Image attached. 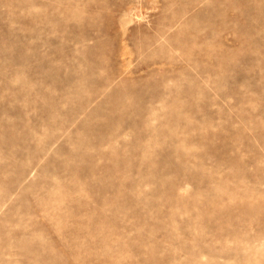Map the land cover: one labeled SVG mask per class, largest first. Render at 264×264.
Listing matches in <instances>:
<instances>
[{"label":"rangeland","instance_id":"1","mask_svg":"<svg viewBox=\"0 0 264 264\" xmlns=\"http://www.w3.org/2000/svg\"><path fill=\"white\" fill-rule=\"evenodd\" d=\"M186 262L264 264V0H0V264Z\"/></svg>","mask_w":264,"mask_h":264},{"label":"bare ground","instance_id":"2","mask_svg":"<svg viewBox=\"0 0 264 264\" xmlns=\"http://www.w3.org/2000/svg\"><path fill=\"white\" fill-rule=\"evenodd\" d=\"M213 250V249H212ZM207 250H205V252H206ZM214 253V252H213ZM208 255L210 254V253H207ZM188 255V254H187ZM191 257V256H190ZM197 257H198V255H197ZM207 258H210V256H208ZM214 259V258H213ZM212 259V260H213ZM209 261V260H208ZM214 261V260H213ZM187 263V262H186ZM188 264V263H187Z\"/></svg>","mask_w":264,"mask_h":264}]
</instances>
